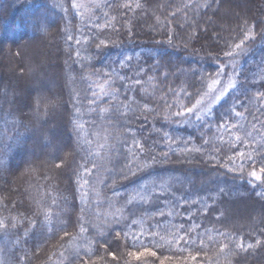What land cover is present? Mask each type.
Returning <instances> with one entry per match:
<instances>
[{"label":"trees","instance_id":"obj_1","mask_svg":"<svg viewBox=\"0 0 264 264\" xmlns=\"http://www.w3.org/2000/svg\"><path fill=\"white\" fill-rule=\"evenodd\" d=\"M207 1L221 10L229 9L226 4L231 7L228 0H166L161 5L165 12L162 21L188 16L194 18L192 24L205 25L209 15L220 23L221 11L208 14ZM158 2L161 4L159 0H109L96 16L99 23L90 35L72 27L78 26L72 0H0L3 28L13 32V39L18 34L19 42L23 39L30 44L42 38L34 30L46 29L58 49L54 58L59 73L63 68L60 60L68 61L70 84L61 83L52 91L55 98L41 83L35 90L38 96L44 91L43 96L53 103L61 102L60 111L50 112L49 107L40 111L48 116L46 126L38 127L44 142L54 146L55 120L64 131L79 130L66 146L73 139L76 146L84 144V154L79 156L68 146L70 154L58 171V158L50 159L47 153L34 159L38 166L29 167L34 173L21 168L39 135L33 129L30 105L25 112L22 98L15 95L22 88L28 91L27 100L35 94L24 77L19 48L11 49L6 57L0 55V264H90L86 260L97 256L92 264H258L264 259L262 212V220L254 228L246 224L254 216L237 225L226 208L230 193L224 191L238 187L243 193L238 200L264 207V44L257 43L264 32V0L248 1L254 10L246 14L244 23L240 22L242 16L234 21L227 40L217 37L216 42H210L207 34L198 32V26L181 30L178 25L164 23L154 27L164 38L173 33V41L180 47L190 39L197 43L205 40L201 72H193L190 81L176 69L184 65L188 69L191 62L187 59L188 65L176 64L175 68L170 52L158 57L155 36L138 25L141 10ZM192 3L196 5L191 7ZM201 4L202 16L197 21L193 8ZM121 24L136 27L133 41L129 34L119 32ZM207 25L211 30L213 26ZM250 31L251 37L255 34L257 38L251 43L255 48L237 69L235 89L202 118L186 119L185 111L200 102L222 73V68L214 69L210 61L222 59L231 48L238 49L243 39L240 43L236 39ZM140 42H144L143 48L135 49ZM58 77L62 78L61 73ZM9 92L13 94L12 108L4 101ZM188 105L191 108H186ZM101 119L113 135L110 141L114 144L107 149L97 137L105 130L95 126ZM161 119L164 123L169 120L179 131L170 126L165 129ZM190 169L194 172L192 184L174 180ZM257 171L260 179L254 182L252 173ZM210 176L221 182L219 189L211 188L214 181L196 187ZM111 184H120L113 188V195H123L130 204L125 207L126 218L115 223L113 235L105 236L107 242L94 232H102L108 223L94 222L95 217L87 212L83 215V209L88 205L97 211L96 205L101 204L98 197H103Z\"/></svg>","mask_w":264,"mask_h":264},{"label":"rangeland","instance_id":"obj_2","mask_svg":"<svg viewBox=\"0 0 264 264\" xmlns=\"http://www.w3.org/2000/svg\"><path fill=\"white\" fill-rule=\"evenodd\" d=\"M17 2V0H14ZM23 1V0H21ZM161 1L157 3V5H155L153 8H146V9H142L141 13L142 15H140L139 17H141V21L138 23V25L140 26L141 30L145 33H151L155 36L157 42L155 43V45H153L155 48H158L159 51H157V56L158 57H162L164 52H170V54H172L173 56H171V64H173L176 68V64H187V59L189 60V62H191L190 67L187 69L184 66H181L180 68L176 69L177 73H182L185 77L186 80H191V75L194 72V74H199L201 72V65L199 63L204 62L203 60L205 59V50H204V44H205V40H203L202 42H198L194 41L193 39L188 40L189 44H187L184 47H180L178 44H176L175 41H173V37L174 34L171 32L169 33L170 35L167 38H164V35H160L159 33H157V31H155L154 27L157 28V25H164V23H170L171 25H178L180 27L181 30H187L186 28L189 27V29H192L194 26H198L199 29H201V31H198L199 33H203V34H207V36L210 39V42H216L218 39L217 37H220V39L222 40H227L230 37H227L228 34L233 33L232 30V25L234 24V21L236 19H239L240 16H242V19L240 20V22L244 23V19L246 17V14L249 11H253L254 10V6L253 8L249 5L248 1L249 0H228L227 2H230L231 7L228 6L226 4L227 7H229V9H225L223 8L222 10L219 9L218 5H215L216 3H210V1L205 2L204 4H207L208 7H206L207 11L210 13H216V12H220V23H216L214 22V18L211 16H207V20L206 23L207 24H211L213 27L210 28L208 27L207 24L205 25H197L196 24H192V19L194 18H189L188 16L186 17L185 20L182 19H175L172 22H167L166 19L162 21V18H164V14L165 12H163V8H162V2L166 1V0H159ZM261 1V0H259ZM2 2V1H1ZM15 3V2H14ZM109 3V0H72V4H73V8L75 10V12L78 14V26H72L74 28H78V30H80L82 33L84 31H89L90 35L91 33H93V31H91L96 24H98L96 21L97 19L96 16L98 14L101 13L102 8ZM194 3H192L190 6H193ZM5 5V3H4ZM1 5V6H4ZM203 4H201L200 6H196V8H193V12L197 13L196 19L195 20H199L200 17L202 16V14L199 13L198 8L202 7ZM58 9V7H57ZM60 11L63 10L62 6L59 7ZM144 13V14H143ZM3 15V14H1ZM161 16V17H160ZM166 18V17H165ZM172 20V17H171ZM4 18L2 19V17H0V37L3 35L2 37V41L0 38V55H3L6 57L8 56L9 51H11V49L14 48H19V50L21 51L22 55H23V60H24V77L26 79L27 84H32L31 86V91L34 92L32 97H29V99H26V95L27 92L25 91V88L23 90H21V92H19L18 94H16L15 96H17L18 98H22V102L20 101V103L23 106H26V109L24 110L25 112H29V105H30V117H32L31 119L33 122V129L34 131H36V134H38V138L36 139V137L33 139V143L30 146L31 148H27V152H26V161L25 164L21 167L22 169H24L25 171H28L29 174L34 173L33 170L29 167H31V165H35L38 166V161L36 162L34 159L36 157H40L41 154L47 153L46 155L50 157V159L57 157L59 164L56 166L57 167V171L62 169L63 166L65 165V163H62L61 161L65 162L66 158L68 154L67 151L70 150L74 152L75 155L79 156V154H84V144H80L76 146V142L74 139L71 141L72 144H70L69 148L68 146L65 145L66 142H68L67 140H71L72 137L70 136H74V134L79 133V130L77 128H72L71 131H64L58 124L57 121L54 120V123H57V126L55 127V129H53V135H54V146L52 145H48L44 142V134L39 132V126H46V122L48 119H46V117H48L47 115H43L40 113L41 110H44L45 107H49L48 111H60V103L58 104L53 103L52 100H49L48 98H46V94L43 96L44 91L42 92V96L41 95H37L38 91H35L40 85L42 86V88H46V89H50L51 93L53 94L52 97L55 96V94L52 91H56L59 89L61 83L65 86L66 83L70 84V74L71 72L68 71L69 67H68V61L66 59L63 58V60H60L62 62L63 68L61 69L60 73L62 78L60 79L58 77V74H60L57 71V64H58V60H56L54 53L58 50L56 48V44L54 42H52L51 37H49L47 35V31L46 29L44 30L43 28H40L39 31H37L36 29L33 32L35 34H39V37L42 38H38L41 40H37V39H33L31 41H29L30 44H28L26 41L20 40L19 42V36L18 34H15L14 36L16 39H13L14 37L13 32L9 29V30H5L4 28ZM203 24V23H202ZM155 25V26H154ZM191 25V26H190ZM25 26H28L25 23ZM4 27V28H3ZM118 27H120L122 29V31L119 32H124L125 34H129L128 39L133 41V39L136 37V34L134 32L136 27H131L126 26L125 24H121V26L119 25ZM250 27H252V24L250 25ZM28 28V27H26ZM30 28V27H29ZM43 29V31H42ZM119 29V28H118ZM118 29L116 31H118ZM14 30H16V28L14 27ZM31 30V28L29 29ZM228 30H230L229 33ZM209 32V33H208ZM248 32V31H247ZM251 31L249 33H244V35H242L241 37L236 39V43H240L241 39H245L244 42L243 40L241 41L240 45H238V49L236 50H232L229 49L227 51V53L223 56V58L219 59L217 58V60L213 61L211 60V66H214V69H221L222 68V73L218 78H214V80L212 81V84L210 86L209 91L203 95V97L201 98L200 102L197 103V105H195L192 109H188L185 111V117L186 119H190V117H194L195 119H200L203 116H205L206 114H208L209 112H211L212 108L220 101L224 98V96L229 92L235 89L236 84H237V69L240 66L243 58H245L246 56H248L249 51L255 48L254 43L251 45V43L254 40H257V38L255 37H251ZM145 35V34H143ZM185 35L187 36L188 39V35L189 32L186 31ZM194 35V34H193ZM75 36V35H74ZM133 36V37H131ZM202 36V35H201ZM192 37V34H191ZM89 39H91L89 37ZM235 39V38H234ZM264 40V32L263 35L261 36V40L258 41V46H262L264 44L263 42ZM141 41H143V39H141ZM230 42V41H229ZM134 43V42H132ZM143 43L144 42H140L139 45L136 46L135 49H141L143 48ZM194 43V44H192ZM229 44V43H227ZM262 44V45H259ZM22 45V47H20ZM26 45L27 48H24ZM54 45V46H53ZM79 46V45H78ZM82 46V45H81ZM254 46V47H253ZM197 47V48H196ZM199 51V53H196V51ZM231 50V51H230ZM154 51V50H153ZM151 51L149 54H152ZM16 52V51H15ZM14 52V53H15ZM175 53H179L182 54V56H178L176 57L174 54ZM206 53V52H205ZM21 55V56H22ZM186 55V56H184ZM174 57V58H173ZM19 58V57H18ZM17 58V59H18ZM186 58V59H185ZM170 59V58H169ZM203 59V60H202ZM158 62V61H156ZM13 64V62H11ZM86 63H88V60L86 59ZM160 63V61H159ZM158 64V63H157ZM200 65V66H199ZM81 66V65H80ZM16 66H14V64L11 66L12 69H15ZM79 70L82 68L81 67H77ZM156 68V72H160L159 68L160 67H155ZM163 68V67H162ZM213 69V70H214ZM216 71V70H215ZM141 77L144 80V75L141 72ZM51 77L53 78V80L51 79ZM51 79V80H49ZM6 83V81H5ZM39 83V84H38ZM68 84V85H69ZM30 86V85H29ZM8 89H10V87L7 85ZM12 87L14 89H17L18 86L15 82L12 83ZM70 87V86H69ZM29 89V90H30ZM37 93V94H36ZM5 96V94H4ZM55 98V97H54ZM13 94H11L10 92L7 94V97H4V101L9 105L8 108H12L11 106H13ZM235 105V104H234ZM32 107V109H31ZM186 108H191V105L186 106ZM102 120V119H101ZM97 121V125L101 126V130H103L102 134H99L97 137L101 138L104 140V143H102V147L106 146L107 148L110 144H114L113 142L110 141L111 137L113 136L109 130H110V126L104 123V119L102 121ZM183 121V120H181ZM99 122V123H98ZM173 122V121H171ZM39 123V124H37ZM161 123L164 126V128L166 129L167 126H170V128H174L176 131L177 127H175V125H171L169 123V120L165 119V123L164 121L161 119ZM98 127V126H97ZM96 127H94L93 129H95ZM1 129H4V124H1ZM154 133V130L151 131V134ZM64 134V135H63ZM105 134V135H104ZM97 139V138H94ZM108 141V142H107ZM110 141V142H109ZM98 142V141H97ZM74 143L75 146L74 147ZM157 146V145H154ZM78 147V148H77ZM83 151V152H82ZM160 155L157 154V158ZM39 159V158H38ZM37 159V160H38ZM162 163V162H161ZM160 163V164H161ZM78 166V164H76ZM77 166H75L72 176H74L75 172L77 171ZM40 168H42L39 165ZM225 167V166H224ZM55 168V167H54ZM56 169V168H55ZM254 170H257L254 168ZM23 171V172H25ZM122 172L125 173V170L122 169ZM188 174L184 175V176H175L174 180H178L180 182H185L187 183V181H190L191 184L193 183V170L191 171V169L189 171H187ZM257 176L260 177V172L257 171L255 172ZM27 174V172H26ZM126 174V173H125ZM35 175V174H34ZM192 175V176H191ZM33 176V175H32ZM127 176V175H125ZM35 176H33L34 178ZM106 177V176H105ZM104 177V178H105ZM201 182L199 184L196 185V187H201L204 188L205 186L203 185H207V183H210L212 181H214L215 183L211 186V188L213 187V189H219V186L221 184L220 181L217 180V178H213V176L207 177L203 180H200ZM253 181L254 182H258L259 180H257L255 177H253ZM112 186L105 191V193H103V197H101L99 199H97V203L101 204H97L96 207H99V209L96 211L94 208V210H90L88 208V205H85L84 209H83V215L87 212V214L91 215L94 218V222L98 221L101 224H106V226L104 225V230L101 232L98 229L95 230L94 234L96 235L97 238L100 239H104L107 242H109V240H107L105 237L108 234H112V231H114V229L116 228L115 226H117L115 223L120 219H125L126 218V204H130V202H126L127 199L124 198L123 195H113V188H117V186H119L120 184H111ZM224 191H226V193H230V195H228V200L226 204V208L227 211L229 212L228 214H232V217L234 216L235 219L234 223H236L237 225H244L245 223H243L244 220H247L248 217L250 216V220L253 217V220H251L250 223H246L249 227L251 225V227H255L259 221L260 218L259 216H261L259 213L262 212V217L264 219V207H261L260 204L256 205V204H252L251 202L248 201H243V200H238L237 197L239 195H242V190L239 189L238 187H227V189H224ZM223 191V192H224ZM97 192L99 193V191L97 190ZM95 194V193H94ZM104 198V199H103ZM120 198V199H119ZM119 199V200H118ZM233 199H236L238 201H234ZM125 204V205H124ZM99 205V206H98ZM124 205V206H123ZM85 212V213H84ZM89 212V213H88ZM258 213V214H257ZM259 217V218H258ZM240 219V220H239ZM262 220V218H261ZM106 221V223H105ZM250 224V225H249ZM107 229V231H105ZM113 235V234H112ZM109 239V238H108ZM76 257V256H75ZM99 258L97 257H90L89 260H86L88 263L91 261L90 264L93 263V261H97ZM77 261V260H76ZM83 264V263H81ZM85 264V262H84ZM258 264H264V259L261 260V262H259Z\"/></svg>","mask_w":264,"mask_h":264},{"label":"snow or ice","instance_id":"obj_3","mask_svg":"<svg viewBox=\"0 0 264 264\" xmlns=\"http://www.w3.org/2000/svg\"><path fill=\"white\" fill-rule=\"evenodd\" d=\"M252 175H253V176H254V177L257 179V180H259V179H260V177H259V176H257L255 172H253V173H252Z\"/></svg>","mask_w":264,"mask_h":264}]
</instances>
